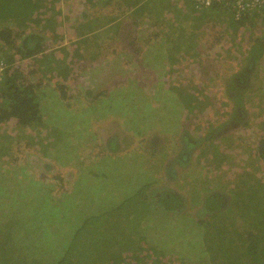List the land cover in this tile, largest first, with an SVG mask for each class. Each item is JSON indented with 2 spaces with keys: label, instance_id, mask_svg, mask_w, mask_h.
Masks as SVG:
<instances>
[{
  "label": "trees",
  "instance_id": "trees-1",
  "mask_svg": "<svg viewBox=\"0 0 264 264\" xmlns=\"http://www.w3.org/2000/svg\"><path fill=\"white\" fill-rule=\"evenodd\" d=\"M209 25L221 31L217 45L227 42L216 61L227 64L223 71L239 70L229 79L223 76L221 86L181 85L175 75L183 61L201 67L202 59L211 57L199 48ZM260 28L264 2L237 16L224 3L199 10L192 0H0V67L5 68L0 81V264H264V122L243 123L234 139L221 134L235 130L239 107L246 111L251 103L244 94L251 86L249 64L264 56ZM160 57V71L175 67L170 78L176 80L177 104L185 110L183 122L200 124L192 132L203 134L198 140L203 149L189 153L182 148L174 163L183 170L208 155L198 162L202 183H209L206 191L190 199L163 185L135 191L119 186V201L106 207L113 184L96 174V166L87 182L86 174L76 180L84 195L79 188L54 197L56 188L67 189L66 168L80 157L72 136L85 130L82 110L70 106L82 99L89 104L81 105L85 113H104L94 105L112 97L111 82H96L101 74L112 75L107 66L122 68V80L137 83L140 67L154 71ZM98 67L101 71L92 74ZM211 111L217 119L206 125L201 117ZM217 124L221 129L214 128ZM191 133L180 131V141L193 140ZM104 141L105 146L117 143L115 137ZM55 168L60 173L50 174ZM95 175L102 184L91 196L92 189L82 185L92 187ZM196 206L203 211L195 214L198 219H188L187 210ZM159 212L169 220L160 222L168 226L166 234L153 233ZM179 217L191 223L176 227Z\"/></svg>",
  "mask_w": 264,
  "mask_h": 264
},
{
  "label": "rangeland",
  "instance_id": "rangeland-1",
  "mask_svg": "<svg viewBox=\"0 0 264 264\" xmlns=\"http://www.w3.org/2000/svg\"><path fill=\"white\" fill-rule=\"evenodd\" d=\"M84 5L85 3H82V10H84ZM75 9L80 10L79 6H76ZM200 13L201 12L196 11L195 15H199ZM68 17H71L70 13ZM208 28L205 31V35H203L199 41V48L202 54L205 53L211 57H209V61L206 60V62L205 59H202V63L200 64L201 67L192 66V60L188 59L187 61H183L182 65L178 66V71L175 75L179 76L177 81H179L181 85L195 86L196 83L204 82L213 86L214 83L217 82V84L221 86L223 76L229 79L232 74H235L237 70H239L234 69L233 72L223 71V69L228 66L227 64L223 66V63L216 61V57L226 50L227 47L225 46L227 42H225L226 44L217 45V38L221 36V31L214 25H209ZM258 36L264 40V30L262 28H260V34L258 31ZM253 44L254 42L247 45L249 49H251ZM162 56L163 58H156L157 61L153 66L157 71L155 69L153 71L149 68L140 67L142 73L139 75L137 83L131 80L130 83H126L128 81L127 78L122 80V76L124 75L122 68L116 70L114 66L108 65V68L111 67L113 69L112 75L101 77L103 75L101 74L96 79V82L102 79L104 84L111 82L109 86L110 91H108V93H110L112 97L101 98L102 101L96 102L94 105L95 108L101 111L104 110V113L97 112L95 115L93 114V110H89L87 114L85 113L86 107H82L81 105L89 106V104L85 103V100V102H82V99L74 103L73 100H76V98H72L70 102L74 104L70 107L82 110L81 120L85 130L82 134H80V132H75V135L72 136L76 138V142H79V146L77 147L80 148V157L79 160H73L71 164L73 166H66L64 179H66L65 185L67 189L56 188L52 193L54 197L60 198L62 193L67 190L75 193L78 192L79 188L82 190L79 184L76 183V180L78 181L79 178H82L83 174H86L83 180L87 182L88 176L91 175V172L88 173V171L90 169H95L96 166H99L96 174H99V177L103 175L106 176L105 181L107 185L113 184L110 185L113 186L110 190L113 197L110 196L109 199H107L110 201H107L106 207L111 206V202L117 203L119 201L118 192L120 193L121 190L119 186H125V189L129 187V191H135L148 184H154L152 186H156V188L163 185L168 188H173L175 191L180 192V194L190 199H192L193 194L196 193H199L200 198L206 191L204 189L208 188L209 183H202V180H204H201L203 170L198 165V162H203L208 155L205 156L202 154L203 161L194 159L188 168L183 169L185 173L180 166H173V159L176 158L178 152H181L183 148V141H180V131L181 135L191 133L200 124L189 121H187L188 123L183 122L182 112L185 110H183L182 105L180 106L177 104V97L174 96V94L177 93L175 88L176 80L172 77L170 78L173 74L171 70H174L175 67L167 65L166 71H160L158 67L163 64L161 58L165 64H168L166 52ZM244 56L248 57L249 54H245ZM59 57L60 59L64 58V56ZM112 59L114 60L115 58ZM103 67H105L104 64ZM248 67V76L251 86L249 89L246 88L244 97L248 98V96H251V103L246 105V111H244L243 106L239 107V113L241 112V114L237 123H235L236 127L242 124V122L244 124L249 122L248 125L253 127L257 126V123H259L260 126L264 122V56L263 60L254 63L251 62ZM98 68L99 69L96 68V70L92 71V74L96 75L98 70L101 71L102 67ZM245 68V66L243 69L241 68V71L245 70ZM218 72H221L222 76L216 79V74ZM88 74L89 73L85 76H89ZM127 74H129L128 71H126L125 76ZM129 77L133 78V76ZM212 78L216 80L213 81ZM133 83L134 86H132ZM101 87L102 85L97 86V88ZM169 87L171 90H169ZM155 103L157 106H155ZM232 105L235 107L234 103ZM222 108L224 107L222 106L221 109ZM122 111H124V113H122ZM216 111H211L207 115H202L201 118H206L203 120L206 122V125L208 122L217 119L215 114ZM212 113L215 115L213 116ZM101 114L104 116L102 117ZM242 118L245 119V121ZM219 125L220 124L215 125L214 128H220ZM240 129L242 130V126L238 130L231 131L233 139L234 136L240 134ZM66 130L68 129L66 128ZM176 133H178V135H176ZM244 134H246L249 139L255 140L253 134L246 131ZM191 135L195 141H198L201 138L200 136H203V134L193 132ZM107 137H115L117 143L112 146H105L106 143L104 139ZM166 140L169 141L166 142ZM232 142H234V140ZM152 152H154L155 156ZM70 156L74 155L70 154ZM36 159L42 160V157L39 155ZM170 164L172 166H170ZM92 166H94V168H90ZM56 168L59 170L65 169L63 165H58ZM56 168L54 172L50 174H59L60 171ZM18 173H21V169H19ZM187 173H189V175H186ZM46 177L47 182L51 181L49 174L46 175ZM99 177L98 175L94 177L90 176L92 187L87 184L82 185L86 189H92L90 193L91 196H96V187L102 184L98 179ZM116 181H118L119 184H117ZM190 192L192 195L189 194ZM84 194L85 190H82L81 195ZM199 198H196V202H198ZM79 199L80 198H78V200ZM97 200H100V197H98ZM101 202H103V200ZM189 206L192 207L194 204L190 202ZM190 207L186 213L187 218L189 219L190 217L188 215H190L193 219H198V215L203 211L202 206H196L192 209H190ZM158 219L155 225L158 227L159 231L155 228L153 233L163 234V232H165L166 234L167 231L163 230H166L168 226L165 228V225H161L160 222L164 221V219L166 221L169 220L165 218V216H160V212ZM191 220L188 221L191 223ZM188 221L184 217H179L175 220V225L176 227H180L188 223Z\"/></svg>",
  "mask_w": 264,
  "mask_h": 264
},
{
  "label": "built area",
  "instance_id": "built-area-1",
  "mask_svg": "<svg viewBox=\"0 0 264 264\" xmlns=\"http://www.w3.org/2000/svg\"><path fill=\"white\" fill-rule=\"evenodd\" d=\"M192 1L195 3L196 8L199 10L208 9L216 3L219 4L224 3L237 16L245 12L260 8L262 3L264 2V0H192ZM4 69H5L4 66L0 67V81Z\"/></svg>",
  "mask_w": 264,
  "mask_h": 264
},
{
  "label": "flooded vegetation",
  "instance_id": "flooded-vegetation-1",
  "mask_svg": "<svg viewBox=\"0 0 264 264\" xmlns=\"http://www.w3.org/2000/svg\"><path fill=\"white\" fill-rule=\"evenodd\" d=\"M240 114H241V112L239 113V116H240ZM243 119V118H242ZM240 123H241V121H240ZM242 124H243V122H242ZM242 124H239V126L238 127H236V126H234V127H236V128H234L233 127V129H235V130H238V128L242 125ZM241 128V127H240ZM231 131H232V129L231 130H225V129H223L222 130V132H221V134H223V136H231ZM184 143V150H187L189 153H191L192 151H193V149L194 150H201V149H203V145L204 144H202V143H200L199 141H195V140H189L187 143L184 141L183 142ZM187 144H189V145H187ZM185 154H186V151H185ZM177 163V164H176ZM170 166H172L171 164H170ZM173 166L174 167H178V166H180V164L178 163V162H175L174 164H173Z\"/></svg>",
  "mask_w": 264,
  "mask_h": 264
}]
</instances>
